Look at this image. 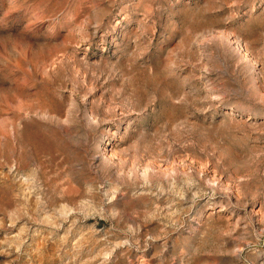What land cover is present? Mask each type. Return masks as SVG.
I'll return each instance as SVG.
<instances>
[{
  "label": "rangeland",
  "instance_id": "obj_1",
  "mask_svg": "<svg viewBox=\"0 0 264 264\" xmlns=\"http://www.w3.org/2000/svg\"><path fill=\"white\" fill-rule=\"evenodd\" d=\"M0 264H264V0H0Z\"/></svg>",
  "mask_w": 264,
  "mask_h": 264
}]
</instances>
